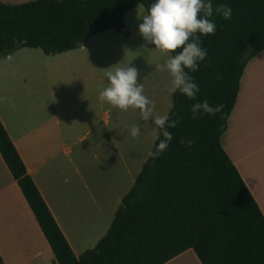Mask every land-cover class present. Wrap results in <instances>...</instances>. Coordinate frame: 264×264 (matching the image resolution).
Instances as JSON below:
<instances>
[{
    "label": "trees",
    "instance_id": "1",
    "mask_svg": "<svg viewBox=\"0 0 264 264\" xmlns=\"http://www.w3.org/2000/svg\"><path fill=\"white\" fill-rule=\"evenodd\" d=\"M154 2H0V59L21 49H39L46 56L78 49L107 30L123 32L128 11L142 5L148 13ZM213 4H227L233 14L225 20L214 12L215 34L200 36L208 56L196 72L189 71L199 93L195 100L172 94L167 115L178 121L169 129L173 139L159 156L153 155L159 143L155 139L95 248L74 255L0 121V156L55 263L166 264L192 250L201 264H264V216L221 145L245 67L264 50V0H213ZM203 100L221 110L193 118L192 104Z\"/></svg>",
    "mask_w": 264,
    "mask_h": 264
},
{
    "label": "crops",
    "instance_id": "2",
    "mask_svg": "<svg viewBox=\"0 0 264 264\" xmlns=\"http://www.w3.org/2000/svg\"><path fill=\"white\" fill-rule=\"evenodd\" d=\"M145 14L137 5L124 15L123 32L107 30L69 52L46 56L39 49H21L0 59V121L77 257L105 236L142 169L127 187L117 178L102 182L95 153L99 138H117L128 127L124 110L99 99L108 84L102 58L113 51L129 53ZM221 145L264 216V50L245 67ZM0 259L57 264L1 156ZM166 264L201 263L188 250Z\"/></svg>",
    "mask_w": 264,
    "mask_h": 264
},
{
    "label": "clouds",
    "instance_id": "3",
    "mask_svg": "<svg viewBox=\"0 0 264 264\" xmlns=\"http://www.w3.org/2000/svg\"><path fill=\"white\" fill-rule=\"evenodd\" d=\"M214 12L225 20H230L233 14L230 6H214L213 0H155L148 13L141 17L138 32L146 44L154 45L161 52L174 53L164 64L158 65L159 70L167 71L171 76L170 93L179 92L189 100L196 99L200 89L189 71L196 72L208 56L200 36L215 34L217 25L211 19ZM137 78V68L130 65L108 72V84L100 92L99 99L121 110H139L143 121L151 118L159 130L155 137L159 143L153 155L159 156L168 149L173 139L169 129L175 128L178 121L171 120L168 115H153L152 101L144 95L143 85L137 83ZM220 110L219 106H213L207 100L192 104L190 109L193 118L215 115ZM140 133V126L131 128L133 138Z\"/></svg>",
    "mask_w": 264,
    "mask_h": 264
},
{
    "label": "rangeland",
    "instance_id": "4",
    "mask_svg": "<svg viewBox=\"0 0 264 264\" xmlns=\"http://www.w3.org/2000/svg\"><path fill=\"white\" fill-rule=\"evenodd\" d=\"M32 1L34 0H7L3 3L18 5ZM131 45L132 49L123 56L113 51V56L110 54L102 58L103 75L128 65L137 68V83L143 85L144 95L152 101L153 115L163 116L171 107V76L167 71L159 70L158 65L164 64L170 54L155 49L154 45L146 44L142 36L135 39ZM105 79L106 77L103 78L104 81ZM57 83L60 84L61 80ZM124 112L128 118L127 131L119 132L117 138H99V144L96 146L98 151L95 153V163L99 167L95 173L96 176L100 175L102 182L117 178L115 180L120 185L125 183L127 187L150 156L158 129L152 124L151 118L143 121L139 110L129 108ZM133 126L141 127V133L136 138L130 134ZM87 142H92V138H88ZM89 157L93 158V155L86 153L87 162H93Z\"/></svg>",
    "mask_w": 264,
    "mask_h": 264
}]
</instances>
